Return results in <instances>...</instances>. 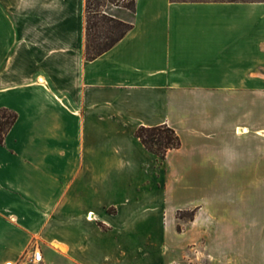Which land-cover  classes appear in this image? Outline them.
Masks as SVG:
<instances>
[{
	"label": "crops",
	"instance_id": "crops-1",
	"mask_svg": "<svg viewBox=\"0 0 264 264\" xmlns=\"http://www.w3.org/2000/svg\"><path fill=\"white\" fill-rule=\"evenodd\" d=\"M84 9L0 0V107L17 114L0 144V264L34 248L38 264H182L216 237L219 264H264V0L108 5L132 27L92 60ZM158 124L181 140L163 160L135 135ZM211 166L217 221L158 188Z\"/></svg>",
	"mask_w": 264,
	"mask_h": 264
},
{
	"label": "trees",
	"instance_id": "trees-1",
	"mask_svg": "<svg viewBox=\"0 0 264 264\" xmlns=\"http://www.w3.org/2000/svg\"><path fill=\"white\" fill-rule=\"evenodd\" d=\"M106 2L127 8L135 9V0H85L84 9V52L85 60H92L112 47L132 27L125 22L104 12ZM17 114L6 107H0V144L16 120ZM144 147L152 152L158 160H163L170 149L180 147L181 140L176 131L167 124L154 126H139L135 130ZM196 208L190 210L193 216ZM181 214L179 210L177 212Z\"/></svg>",
	"mask_w": 264,
	"mask_h": 264
},
{
	"label": "rangeland",
	"instance_id": "rangeland-1",
	"mask_svg": "<svg viewBox=\"0 0 264 264\" xmlns=\"http://www.w3.org/2000/svg\"><path fill=\"white\" fill-rule=\"evenodd\" d=\"M112 5L106 2V6ZM218 171L215 167L206 169L204 174L201 172L191 176L182 177H164L163 186L158 188H171L172 202L182 203L192 201L195 205L210 204V213L213 218L218 219L217 205L219 196V177ZM261 189V188H260ZM260 201L264 200V188L263 193L260 192ZM196 208V207H194ZM193 209V208H191ZM181 211L178 214L179 227L182 226L184 221L191 219L190 210ZM185 260L182 264H219V241L216 238L204 241L190 242L189 246L184 250Z\"/></svg>",
	"mask_w": 264,
	"mask_h": 264
},
{
	"label": "built area",
	"instance_id": "built-area-1",
	"mask_svg": "<svg viewBox=\"0 0 264 264\" xmlns=\"http://www.w3.org/2000/svg\"><path fill=\"white\" fill-rule=\"evenodd\" d=\"M40 261V251L34 248L29 253L24 254L16 259L5 260L3 264H38Z\"/></svg>",
	"mask_w": 264,
	"mask_h": 264
},
{
	"label": "bare ground",
	"instance_id": "bare-ground-1",
	"mask_svg": "<svg viewBox=\"0 0 264 264\" xmlns=\"http://www.w3.org/2000/svg\"><path fill=\"white\" fill-rule=\"evenodd\" d=\"M241 132V131H240ZM241 133H243V132H241Z\"/></svg>",
	"mask_w": 264,
	"mask_h": 264
}]
</instances>
